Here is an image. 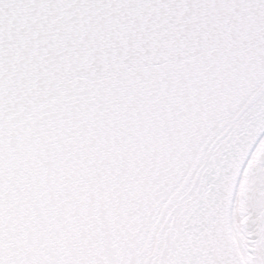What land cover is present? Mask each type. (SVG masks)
Returning <instances> with one entry per match:
<instances>
[{
    "label": "snow or ice",
    "instance_id": "snow-or-ice-1",
    "mask_svg": "<svg viewBox=\"0 0 264 264\" xmlns=\"http://www.w3.org/2000/svg\"><path fill=\"white\" fill-rule=\"evenodd\" d=\"M0 264H264V0H0Z\"/></svg>",
    "mask_w": 264,
    "mask_h": 264
}]
</instances>
